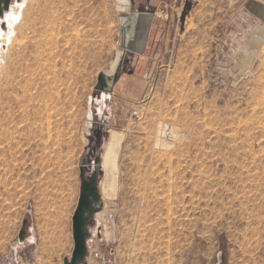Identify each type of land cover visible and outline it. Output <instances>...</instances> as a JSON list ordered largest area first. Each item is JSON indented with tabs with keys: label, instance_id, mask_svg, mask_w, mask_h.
Returning a JSON list of instances; mask_svg holds the SVG:
<instances>
[{
	"label": "rangeland",
	"instance_id": "374dc122",
	"mask_svg": "<svg viewBox=\"0 0 264 264\" xmlns=\"http://www.w3.org/2000/svg\"><path fill=\"white\" fill-rule=\"evenodd\" d=\"M244 1L128 6L152 15L138 54L119 47L116 0H12L0 264L71 257L84 154L101 206L82 264H264V39L242 32ZM121 55L113 94L95 90Z\"/></svg>",
	"mask_w": 264,
	"mask_h": 264
},
{
	"label": "water",
	"instance_id": "95a60500",
	"mask_svg": "<svg viewBox=\"0 0 264 264\" xmlns=\"http://www.w3.org/2000/svg\"><path fill=\"white\" fill-rule=\"evenodd\" d=\"M12 0H0V19L4 17L5 12H8L11 7ZM118 4H121L122 11L120 25L122 28L121 41L119 47L123 50H129L133 53H142L144 50L145 41L149 31V19L152 15L141 14V13H127L128 11V0H116ZM140 18L145 21L146 29L141 31L140 34L137 32ZM2 27H5L4 23H1ZM138 34V35H137ZM123 55L120 56L114 72L107 74L105 71H99L97 74V83L95 90L103 92H111V84L115 83L121 73ZM85 154L80 158V190L79 198L76 209L72 217V235L74 240V248L70 258L65 257L63 264H82L87 256V238L89 232L87 229L88 221L92 218L96 208L101 206V195L99 191L98 183V172L95 169L90 176V179L86 177V169L82 165V161ZM24 229L19 232V237L22 238Z\"/></svg>",
	"mask_w": 264,
	"mask_h": 264
},
{
	"label": "crops",
	"instance_id": "0c3cea01",
	"mask_svg": "<svg viewBox=\"0 0 264 264\" xmlns=\"http://www.w3.org/2000/svg\"><path fill=\"white\" fill-rule=\"evenodd\" d=\"M239 19L245 25L242 32L251 36V43L264 39V0H245Z\"/></svg>",
	"mask_w": 264,
	"mask_h": 264
},
{
	"label": "bare ground",
	"instance_id": "6f19581e",
	"mask_svg": "<svg viewBox=\"0 0 264 264\" xmlns=\"http://www.w3.org/2000/svg\"><path fill=\"white\" fill-rule=\"evenodd\" d=\"M18 6H19V5H18ZM3 18H4V20L7 21L8 34H11V31H13L12 28H11V26H12L13 22L16 20V13L11 12V11L5 12ZM1 19H2V18H1ZM144 22H145V21H143V20L140 18L139 26H138V30H137V32H135V33L140 34L141 31H142V32L145 31V29H146V25H145ZM138 34H137V35H138ZM117 60H118V58H117ZM117 60H116V62H117ZM116 62H115V64H116ZM114 67H115V66H114ZM156 144H161V143H160V142H156ZM162 145H167V144H162Z\"/></svg>",
	"mask_w": 264,
	"mask_h": 264
},
{
	"label": "flooded vegetation",
	"instance_id": "af4514ba",
	"mask_svg": "<svg viewBox=\"0 0 264 264\" xmlns=\"http://www.w3.org/2000/svg\"><path fill=\"white\" fill-rule=\"evenodd\" d=\"M145 0H128V3H129V6L131 7V8H137L142 2H144ZM119 58L120 57H118V60H119ZM117 60V61H118ZM117 64V63H116ZM116 67V66H115ZM115 67L112 69V70H110V71H108L107 72V74H111V73H113L114 72V69H115ZM119 81H116L115 83H113V84H111V82H107V83H109L111 86H112V91L111 92H107V93H111V94H113V91H114V89L116 88V85H117V83H118ZM97 91H99V90H97ZM90 150V148H88L87 149V152ZM86 158V155L84 156V159ZM97 170V172H98V182H99V175H100V172H99V170H98V164H96L95 165V167H94V169H93V171L94 170ZM93 171H92V173H93ZM92 173L89 175V176H87V172H86V177L88 178V179H90V176L92 175ZM96 209H98V208H96ZM91 220V219H90ZM89 220V221H90ZM89 221H88V223H89Z\"/></svg>",
	"mask_w": 264,
	"mask_h": 264
},
{
	"label": "built area",
	"instance_id": "2783aa9c",
	"mask_svg": "<svg viewBox=\"0 0 264 264\" xmlns=\"http://www.w3.org/2000/svg\"><path fill=\"white\" fill-rule=\"evenodd\" d=\"M163 136L166 137V138H170V136H171L170 130L169 129H165L163 131Z\"/></svg>",
	"mask_w": 264,
	"mask_h": 264
}]
</instances>
